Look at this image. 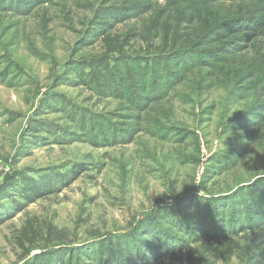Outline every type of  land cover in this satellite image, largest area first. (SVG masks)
Returning <instances> with one entry per match:
<instances>
[{"label": "rangeland", "instance_id": "rangeland-1", "mask_svg": "<svg viewBox=\"0 0 264 264\" xmlns=\"http://www.w3.org/2000/svg\"><path fill=\"white\" fill-rule=\"evenodd\" d=\"M109 2L115 6L142 4V11L136 19L131 18L99 35L92 44L81 46L78 41L88 30L94 11L100 10L99 0H53L32 7L28 15L0 14V69L7 68L0 77L11 83L0 82V185L9 179L14 182L22 173L38 176L41 170H64L73 163L87 167L68 187L37 198L0 223V264H26L40 251L58 247L56 237L31 238L36 226L44 222L62 230L66 243L120 233L138 214L156 203L167 188L174 185V191L184 190L192 178L199 181L198 191L204 193L202 197L226 196L214 206L224 218L228 217L227 222L232 223L238 214L241 218L242 213H251L249 208H253L255 219L262 217L264 121L258 128L245 131L236 128L238 123L232 121L233 116L246 107L264 102V90L260 92L255 82L261 70L243 81L234 97V82L226 77H234L228 65L216 71L203 64L185 72L186 79L177 83L164 100L151 103L148 111L142 113L127 100L97 93L93 87L102 80L94 78L84 82L75 69L70 72V60L153 53L169 49L174 43L172 47L196 45L204 48L202 50L217 47L222 41L200 43L199 38L206 29L217 21L260 11L264 0L207 1L199 10L183 0L178 15H174L173 0ZM238 55L243 54L235 53L226 58L235 62ZM77 71L83 76L89 73L90 77L95 70L91 65H82ZM64 73H67L66 78H63ZM134 81L140 82L142 87L149 85L144 79ZM67 102L81 106L82 115L90 124L91 117L99 121L108 118L107 126L115 124L125 128L139 113L146 119L144 124L143 120L139 121L140 126L148 128L152 135L137 132L130 143L116 147L94 145L88 140L90 134L84 132L89 126L79 129L72 122L71 110L66 111L63 105ZM74 122H77L75 118ZM225 125L230 133L223 136L220 129ZM58 127L74 129L81 140L54 141L53 134L63 133ZM158 127H168L171 131L155 133L153 129ZM157 134L159 139L154 136ZM163 135L169 140H161ZM176 136L182 138L180 143L171 141ZM228 137L233 138L231 145H228ZM181 144L182 154L178 155L175 148ZM217 150H221L216 158L222 162L219 166L215 161L209 162ZM207 168L209 173L204 179ZM257 177H261L259 181ZM200 222L192 215L189 221L185 219L191 226ZM249 223L248 215V220L241 224L249 226ZM172 229L181 234L174 226L168 230ZM20 232L29 237L22 240ZM146 238L152 242L150 236ZM250 240L252 237L244 240L243 246L249 243L253 248L259 244L264 249V240L259 243L256 240L250 243ZM80 258L73 259L81 263ZM228 262L217 264H245L235 258ZM42 264L50 263L46 260Z\"/></svg>", "mask_w": 264, "mask_h": 264}, {"label": "trees", "instance_id": "trees-1", "mask_svg": "<svg viewBox=\"0 0 264 264\" xmlns=\"http://www.w3.org/2000/svg\"><path fill=\"white\" fill-rule=\"evenodd\" d=\"M50 1L53 2V0H0V14L28 15L32 7ZM99 1L101 12L98 9L94 11L93 18L87 25L88 30L83 35L81 34L78 41L79 46L92 44L99 35L119 24L126 23L131 18H133L131 20L136 19L142 11V4L115 6L110 4V0ZM173 1L174 15H178L182 9L180 5L183 0ZM185 1L189 3V7L199 10L201 4L207 1L212 3L222 0ZM107 16L108 18L104 19ZM194 19L195 16L191 19V23ZM174 29L176 30V27ZM179 34L181 33L177 35ZM199 39L200 43L213 40L222 41V44L202 50L204 48L195 47L196 45L172 47L174 43L169 49L153 53L102 55L93 60L72 58L70 60L71 71H69L73 72L72 69H75L76 74L84 82L94 78L102 80L93 87L97 93L127 100L133 108L142 113L148 111L151 103L157 102L158 104L164 100L169 91L172 88L175 89L177 83L186 79L185 72L193 71L203 64H208L216 71L228 65L234 77L231 75H226V77L234 82L232 87L234 97H237L236 91L240 89V84L256 76L259 70L261 74L255 77V82L260 92L264 90V8L260 11L217 21L208 27ZM235 53L243 55L236 56L235 62L226 58L227 55L233 56ZM243 57L244 60H242ZM82 65L93 67L95 71L90 77L89 73L83 76V73L77 71V68ZM6 71L7 68L3 67L0 69V74L3 75ZM66 74L64 73L63 78H66ZM216 74L224 75V73ZM129 76L130 81H128ZM2 79L4 78L0 77L1 83L11 85ZM136 79H144L149 85L144 86L145 89L140 82L134 81ZM235 100L234 98L233 102ZM63 105L67 107L66 111L71 110L69 114L73 117L72 122L78 125L79 129H86L89 126L84 132L90 134L88 140L94 145L116 147L130 143L132 136L137 132L152 135L148 128L140 126V120H143L144 124L146 119H143L139 113L135 114V121H129L125 128H119L115 124L107 126L108 118H102L103 120L99 121L91 117L90 124L88 119L82 115L83 108L77 103L67 102ZM86 114L90 116V112ZM74 118L77 122H74ZM232 121L238 123L236 128L240 131L258 128L264 121V102L246 107L234 115ZM58 128L62 129L63 133L57 136L53 134L54 141L66 143L73 139L80 141L82 138L74 129ZM167 128L158 127L153 131L164 134L165 131H171ZM47 130L52 129L47 128ZM229 131L228 125H225L220 129V135H228ZM190 134L194 135L193 132ZM154 136L159 139L160 135ZM165 136L163 135L160 139L169 140V137ZM223 138H220L222 142ZM228 140V145H231L233 138L228 137ZM171 141L180 143L182 138L176 136ZM182 147L183 144L175 148L178 155L182 154ZM220 151L217 150L209 162L215 161L218 166L222 164L216 159ZM86 169L85 164L73 163L64 170L58 168L48 172L41 170L38 176L22 173L15 178L14 182L9 179L5 184L0 185V223L21 212L27 204L33 203L37 198L56 194L68 187ZM208 173L209 168L202 177L206 179ZM260 178L257 177L256 181ZM199 184V181L195 182L192 178L189 186L181 191H174V185L170 188L167 186L164 195H160L149 209L138 214L125 230L120 233L99 235L80 243L64 242L66 237L64 232L52 223L44 222L43 225L36 226L31 238L40 235L56 237V243L59 246L48 249V251H40L38 256L28 259L26 264L34 262L42 264L46 260L50 264H217L218 262L229 263L228 261L232 258L239 262L243 261L245 264H264V249L259 244L253 248L249 243L243 246V241L248 237H252L250 243H255L254 240L258 243L264 240V207L261 206L262 217L260 219H255L253 208H249L248 212L251 213L244 212L241 218L238 214V218L236 216V219L229 223L226 221L228 217L224 218L218 212L219 209L214 206L226 196L205 195L208 198L202 197L204 193L199 194ZM194 204L196 207H193ZM191 215L201 222L192 226L186 224L185 219L189 221ZM248 215L249 226L242 225V222L248 220ZM171 226H174L175 230H179L181 234L175 232L174 229L171 230L172 232L168 230ZM19 236L22 240L29 237L22 232ZM148 236L151 237L152 242L147 240ZM126 245L132 247L127 248ZM77 257H81L78 260L81 263L73 259Z\"/></svg>", "mask_w": 264, "mask_h": 264}]
</instances>
